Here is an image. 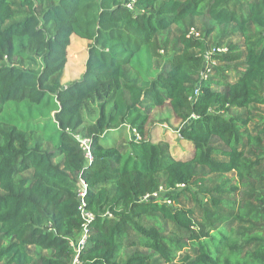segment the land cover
<instances>
[{
	"label": "trees",
	"instance_id": "16d2710c",
	"mask_svg": "<svg viewBox=\"0 0 264 264\" xmlns=\"http://www.w3.org/2000/svg\"><path fill=\"white\" fill-rule=\"evenodd\" d=\"M211 22L242 47L209 45ZM73 35L87 57L65 84ZM45 96L47 123L1 118L6 103ZM165 103L186 157L148 137ZM252 106L264 107V0H0V264H71L80 178L94 214L80 264H264V121L248 127Z\"/></svg>",
	"mask_w": 264,
	"mask_h": 264
},
{
	"label": "rangeland",
	"instance_id": "374dc122",
	"mask_svg": "<svg viewBox=\"0 0 264 264\" xmlns=\"http://www.w3.org/2000/svg\"><path fill=\"white\" fill-rule=\"evenodd\" d=\"M194 26L201 31L202 29V20L199 18L192 19ZM208 23V22H207ZM209 27L213 28L210 36L206 38L209 45H214L218 41L223 40L227 42L232 37L235 42L239 44V47H242V40L234 38L235 35H231L230 26L219 27V30H222L225 35L220 36L218 32V27H216L213 22L209 23ZM254 29H252L253 31ZM180 31V30H179ZM202 32V31H201ZM229 33V37L226 34ZM178 34V28L176 26L171 27L168 32H165L162 38L167 39L169 45L171 44L173 38ZM88 41L81 39L76 36L71 37V42L68 47V60L65 67V72L63 76V83H68L74 79H77L82 71L84 70V64L87 57V46ZM54 106L53 99L49 96H45V100L42 104L32 105L27 101L23 100L21 102L10 101L6 103L4 110L1 114V118L4 120L13 121L20 126L33 127L49 121V116L54 113L52 107ZM51 109V111H50ZM253 119L249 123L248 127L253 128L254 124L264 121V107L263 106H252ZM50 111V114H49ZM234 114H239L241 110H233ZM47 117V118H46ZM46 118V119H45ZM45 119V121H44ZM150 132L148 137L153 143L160 141H167L170 146L171 153L178 157H186L188 152L191 150V146L188 143L177 140L178 136H175L176 128L179 126V120L174 116L168 103H165L162 106L153 108L152 115L150 116L149 124ZM49 130L47 133H49ZM128 135L130 132L128 130ZM228 177L231 174L226 175ZM208 186H211L213 182L217 181L216 175H210Z\"/></svg>",
	"mask_w": 264,
	"mask_h": 264
},
{
	"label": "built area",
	"instance_id": "2783aa9c",
	"mask_svg": "<svg viewBox=\"0 0 264 264\" xmlns=\"http://www.w3.org/2000/svg\"><path fill=\"white\" fill-rule=\"evenodd\" d=\"M218 50H221V49H218ZM128 130L130 132L129 136L131 138L139 140L140 136L139 134H137L134 128H129ZM75 138L79 142V146L81 150H83L85 159L90 163L92 161V155H91L89 139L86 137H82L80 135H75ZM87 189H88V186L86 182L80 178L78 181L77 195H78V200H79L78 210H79L80 217L82 219V224H81L80 237L73 244L75 254H74L71 264H80L78 260V254H79L80 249L84 246L86 242V239L88 236V224L94 219V214L86 209L85 195L87 193ZM158 197H159V194H157L156 192V193H153L152 196L144 195L141 199L147 200L149 198H158ZM167 202H169V200H167Z\"/></svg>",
	"mask_w": 264,
	"mask_h": 264
},
{
	"label": "crops",
	"instance_id": "0c3cea01",
	"mask_svg": "<svg viewBox=\"0 0 264 264\" xmlns=\"http://www.w3.org/2000/svg\"><path fill=\"white\" fill-rule=\"evenodd\" d=\"M66 84V83H65ZM176 132V131H175ZM175 136H178V135H176V133L174 134ZM179 138H177V140H178Z\"/></svg>",
	"mask_w": 264,
	"mask_h": 264
}]
</instances>
